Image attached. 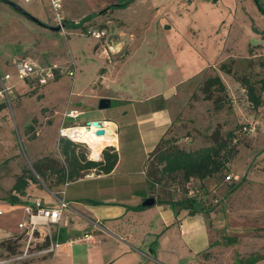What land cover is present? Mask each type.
Listing matches in <instances>:
<instances>
[{
    "label": "rangeland",
    "instance_id": "obj_1",
    "mask_svg": "<svg viewBox=\"0 0 264 264\" xmlns=\"http://www.w3.org/2000/svg\"><path fill=\"white\" fill-rule=\"evenodd\" d=\"M12 1L32 15L41 10L46 20L36 15L29 18L0 0V74L11 73L9 85L13 86L12 102L0 105V187L6 190L11 180L22 174L30 178L29 183H38L41 188L65 187L67 182H59L63 174L58 169L63 166L68 172L72 170L71 155L93 159L86 143L64 137L60 130L113 117L114 113L123 114L124 105L129 109L126 118L133 119L143 107L141 99L146 97L147 103L163 102L174 115L184 114V119L178 117L175 121L180 123L178 136L170 135L180 139V146L194 149L214 144V136L235 137L238 152L224 170L204 180L189 181L181 173H175L161 180L156 191L165 199L193 196L198 200L197 214L211 229L209 247L200 253L199 264H242L241 259L245 262L253 257L260 258L254 264H264V12L256 0H133L128 5L112 7L107 13L106 9L87 20L83 27L69 25L59 31L45 26H59L53 0ZM125 1L128 0L115 2ZM260 1L264 7V0ZM96 2L62 0L59 12L68 21L79 22L83 12L105 9ZM99 28H107L110 37L99 40L88 33ZM120 30L124 36L119 34ZM115 36L125 40L127 49L122 47L115 53L110 48L118 41ZM193 39L208 45L203 50L208 60L219 63V67L223 61L230 69L229 73L221 69L226 89L213 86L212 99L203 97L208 77L201 81L213 70L202 68L197 74L190 55L189 58L180 55L182 46L191 44ZM208 47L215 48L211 55L207 54ZM100 51H104L108 60ZM22 56H30L41 66L74 62L78 68L75 85H72L75 77L70 79L67 75L44 85L20 81L13 61ZM104 68L110 73L100 85ZM216 75L218 71L209 77ZM244 77L262 95L261 106H254L249 100L241 82ZM110 83L111 89L105 91ZM171 87L174 90L165 100L161 96L152 99L154 93ZM104 93L117 100L111 107L101 109L99 102L106 98L101 97ZM73 109L81 112L77 119L63 116ZM242 125L251 130L240 132ZM65 140L72 144H66ZM1 144L7 145L8 150ZM109 147L117 150L115 145ZM122 150L127 155L123 143ZM38 160L53 163L55 169L39 174L34 168ZM127 165L138 168V174H118L112 178L113 182L110 179L103 182L118 185L121 197H126L131 187L147 184L150 187L146 198L152 196L155 187L140 172L143 168L131 162ZM95 173L102 171L86 170L80 175ZM11 189L7 190L6 198ZM154 207L156 204L143 210L146 217L149 215L157 222ZM28 231L21 235L24 241L30 237ZM35 232L34 236L38 235ZM50 241L51 237H47L29 249H38ZM10 242L16 246L12 250L0 243L3 260L22 252L14 240Z\"/></svg>",
    "mask_w": 264,
    "mask_h": 264
},
{
    "label": "crops",
    "instance_id": "obj_2",
    "mask_svg": "<svg viewBox=\"0 0 264 264\" xmlns=\"http://www.w3.org/2000/svg\"><path fill=\"white\" fill-rule=\"evenodd\" d=\"M115 1L97 0L98 5L107 9L106 13L112 9L109 8L110 5L119 4ZM195 9L198 10V7ZM37 13L34 15L46 20L41 10ZM91 13L90 11L83 12L80 19ZM119 34L124 36V31L120 30ZM108 37H110L109 34L105 38ZM115 37L118 41L110 48L118 53L122 47L124 48L125 40L118 36ZM205 46L208 45H203L199 40L193 39L191 44L187 43L182 46L180 55L182 57L190 55V61L195 65L197 74L201 72L202 68L213 70L203 76L201 83L215 71H218L224 79L225 75L221 72L220 67L225 63L222 61L219 67V63L208 60L203 52ZM124 49H127L126 46ZM220 50L218 49V51ZM212 51H215V48L208 47L207 54L211 55ZM106 52L109 54L108 51ZM101 53L103 58L108 60V56L104 57V51H100ZM109 63L114 66V62H111L110 59ZM114 68L116 69V67ZM107 69L104 68L105 72L100 76V85H103L107 74L110 73ZM77 75L72 81L73 86ZM110 89L111 83L108 84L105 91ZM173 90L174 88L171 87L160 93H154L151 95L152 99L161 96L165 100L171 95L169 92ZM101 97L109 99L111 106L117 100L115 96L108 93H104ZM147 101L146 97L141 99L143 107L137 111L138 113H135L133 119L126 118L129 112L126 105L123 106V114L114 113L113 117L99 119L113 122L116 125L117 143L115 146L119 160L111 172L104 173L102 171V174L80 175L74 180H67L68 184L66 183V186L60 190L58 188H41L37 186L38 183L31 182L24 195L14 192L21 199L20 203L15 204L6 199L5 194L13 187L16 180H11L6 190L0 187V205L2 204L1 206L4 208L3 214L0 215V243L14 240L22 251L9 258L5 257L4 260L0 258V264H199L200 253L209 247L211 229L198 214L192 215L188 209H181L177 215L169 205L156 204V209L155 207L154 209L159 221L155 222L149 215L147 217L144 215L145 210L143 209L146 207L135 208L142 204L150 186L147 188L146 184L141 188L131 187L126 197H121V193L117 192L118 185L103 182L106 179L113 182L112 178L118 174L121 176L138 174V168L128 167L129 162L136 166L140 165L143 168L140 172L145 175L146 181H151L146 174L150 153L163 136L177 133L180 129V123L177 124L178 122L175 121L178 117L184 119L185 116L182 112L174 115L168 111L166 103H147ZM3 104L0 102L1 106ZM3 111L6 110L3 109ZM71 111L77 112L78 116L81 114L79 110L73 109L65 111L63 116L69 117L66 114ZM17 115L19 114L17 113ZM13 116L16 120L15 108ZM122 143L124 150L128 151V156L123 154ZM1 145L5 147L6 151L8 150L7 145ZM93 169L98 170L92 168L90 171ZM84 182H88V184L82 185ZM74 185H77L76 188H72ZM125 188L128 187L125 186ZM94 192H100L102 195L94 197L92 195ZM87 199L99 200L103 203L91 204L86 201ZM38 200H41L45 205H53L64 200L68 207L58 223L48 225L40 221V224L36 226L38 235L34 236L36 234L34 232L32 237L24 241L21 235L26 229H30V214L36 211ZM22 222L26 224L24 227L19 226ZM53 233H55L54 237ZM47 237H51L48 244L38 249H29L33 255L15 259L16 256L23 254L28 246L33 247L37 241H42Z\"/></svg>",
    "mask_w": 264,
    "mask_h": 264
},
{
    "label": "trees",
    "instance_id": "obj_3",
    "mask_svg": "<svg viewBox=\"0 0 264 264\" xmlns=\"http://www.w3.org/2000/svg\"><path fill=\"white\" fill-rule=\"evenodd\" d=\"M131 1L133 0H128L119 4H112L109 6V8L128 5ZM256 3L262 12H264V7L261 1L256 0ZM105 10L106 9H103L97 13L93 12L81 19L79 22H72L65 19L64 24L65 26L72 25L75 27H83L87 20L93 18L99 13H102ZM221 69L227 73L230 72V69L226 66V64H223ZM103 70L104 69H102V71ZM241 82L247 89L248 98L251 103L256 107L261 106L263 103V98L256 86L252 84L247 77L242 78ZM215 85H218L222 90L226 89V85L220 75L208 77L205 80L204 88L202 89L205 100L212 99L214 97L212 87ZM215 101L218 103V99H215ZM239 131L244 132L243 125L240 127ZM172 134L175 135V137L178 136L176 133ZM170 135L171 134H166L163 136L148 157L146 174L155 187L152 196L156 198V204L169 205L177 215L181 209H188L192 215H195L198 213L196 208L198 200L195 197L186 196L178 199H165L158 196L156 191L159 187V184L161 183V180L166 177H170L175 173H181L182 177L187 181H189L191 178L204 180L208 177H213L215 174L224 170L227 167V164L238 152L235 146V137L234 135L232 136V134H228L225 138L214 136V144L188 149L179 145L180 139L175 140L172 138V136L170 137ZM65 141L66 144H72V142L69 140ZM103 154L104 161H94L87 160L84 156L81 158L76 153H73L70 157V167L72 170L68 172L63 166L58 169L63 174V177L59 179V182L63 183L66 182V180H74L80 176L81 171L90 170L92 168H97L104 173L111 172L119 160L118 151L113 147H107L103 151ZM34 168L39 174H43V172H45L47 169H55V166L51 162L46 164L44 160H38L34 163ZM29 181V177L25 176L24 174L20 175L16 179V182L6 199H8L13 204L20 203L21 199L14 192L24 195ZM86 201L91 204L103 203L99 200L93 199H87ZM145 207L146 206H143V204H140L135 208L139 209ZM5 244H7V248L9 250H12L16 247L11 245L10 240L2 242V245ZM258 260H260V258L253 257L246 261H248L247 263L249 264H254ZM246 261L244 262L243 259L240 260L242 264L246 263Z\"/></svg>",
    "mask_w": 264,
    "mask_h": 264
},
{
    "label": "built area",
    "instance_id": "obj_4",
    "mask_svg": "<svg viewBox=\"0 0 264 264\" xmlns=\"http://www.w3.org/2000/svg\"><path fill=\"white\" fill-rule=\"evenodd\" d=\"M53 7L57 11V19L59 26H62L64 23V18L61 16V13L59 10L62 8V0H53ZM64 27H62L63 29ZM88 33L93 35L95 38L102 40L108 35V29L106 28H99V29H94V30H88ZM14 65L16 66L18 78L20 81H28L29 83L32 84H39V85H44L49 83L52 80H56L59 77L63 75H69L71 77H75L78 71L77 65L74 62H71L69 64H48V65H37L35 61L30 57V56H22L16 59L14 62ZM12 79V75L9 72H5L4 74H0V102L2 103H11L12 100V91H13V86L9 85L10 80ZM67 116L71 118H77L78 114L77 112H69L66 114ZM94 121H98L100 125H98V129H103L104 133L100 134L101 136H104L107 134L105 121L102 120H92L89 121V123L84 124L82 126H86L88 128L92 127V124ZM80 125H73V126H67L64 127L60 130V133L62 136L67 137L71 140L72 137H70L68 134H65V129H70V128H75L79 127ZM251 128V127H250ZM248 130H251L248 128V126H243V131L246 132ZM97 132V131H96ZM94 132V133H96ZM74 141V140H73ZM86 143V142H83ZM86 145H88L86 143ZM109 145H114V144H107L105 145L101 151L100 155L96 158L92 156V149L88 146L89 151H90V159H93L94 161H101L102 160V155L103 151L109 147ZM68 184V182H67ZM36 211L31 212L30 214V229L28 231L29 236L32 237L35 230L36 226L40 224V221H43L46 224H51V223H58L64 211L67 209L68 205L64 200H60L56 204L53 205H45L41 200H38L36 202ZM4 210L3 208L0 207V215L3 214ZM26 224L24 222L20 223V227H24ZM33 255V252L29 250V246L26 248L23 254L18 255L15 257V259H20L24 257H29Z\"/></svg>",
    "mask_w": 264,
    "mask_h": 264
},
{
    "label": "bare ground",
    "instance_id": "obj_5",
    "mask_svg": "<svg viewBox=\"0 0 264 264\" xmlns=\"http://www.w3.org/2000/svg\"><path fill=\"white\" fill-rule=\"evenodd\" d=\"M107 130V134L104 136L94 133L98 129V124H92V127L88 128L86 126L80 125L79 127L65 129V134H68L74 141L86 142L88 146L92 149V156L98 157L100 155L101 149L107 144L117 143L116 125L113 122H106L104 124ZM112 125V126H111Z\"/></svg>",
    "mask_w": 264,
    "mask_h": 264
},
{
    "label": "water",
    "instance_id": "obj_6",
    "mask_svg": "<svg viewBox=\"0 0 264 264\" xmlns=\"http://www.w3.org/2000/svg\"><path fill=\"white\" fill-rule=\"evenodd\" d=\"M2 1L12 5L15 9H17L20 12H22L23 14L27 15L29 18H34L31 13H28L26 10H24L18 3L14 2L12 0H2ZM45 26H47V27H49V28H51V29H53L55 31H59L62 27H65V24L63 23L62 26H50V25L45 24ZM110 106H111V101L109 99L104 98V99H101L100 102H99V108H101V109L107 108V107H110ZM93 123L100 125L98 123V121H94ZM96 133H98L99 135L103 134L104 130L100 129ZM142 204H143V206H146V207L153 206V205L156 204V198L154 196L147 197L146 199H144Z\"/></svg>",
    "mask_w": 264,
    "mask_h": 264
}]
</instances>
